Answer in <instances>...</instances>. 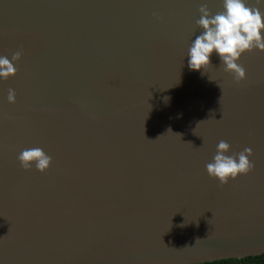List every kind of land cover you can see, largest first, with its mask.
<instances>
[{
    "label": "water",
    "instance_id": "1",
    "mask_svg": "<svg viewBox=\"0 0 264 264\" xmlns=\"http://www.w3.org/2000/svg\"><path fill=\"white\" fill-rule=\"evenodd\" d=\"M201 2L0 0V56L22 51L0 79V264L264 255V52L239 83L215 52L191 70ZM220 140L255 164L222 186L205 169ZM31 147L45 172L20 166Z\"/></svg>",
    "mask_w": 264,
    "mask_h": 264
},
{
    "label": "clouds",
    "instance_id": "2",
    "mask_svg": "<svg viewBox=\"0 0 264 264\" xmlns=\"http://www.w3.org/2000/svg\"><path fill=\"white\" fill-rule=\"evenodd\" d=\"M198 12L200 15L195 24L202 31L195 35V39L189 45L187 53L189 68L194 71L203 70L206 73L207 68L212 66L211 56L215 52L219 56L224 72L232 74L237 83L245 80L246 70L239 63L241 56L253 50L264 52V0H254L253 3L249 0H222V10L215 14L210 10L206 0H202ZM154 16L159 18L156 13ZM21 56L22 51L14 52L11 59L0 56V79L6 81L16 74L14 62L19 61ZM219 87L222 90V99L223 89L220 85ZM7 100L13 104L16 102L14 89H8ZM230 148L228 142L220 140L212 161L205 165L209 177L218 180L221 186L227 184L230 179H237L241 174L252 172L255 168L254 162L250 159L253 156L251 148L246 147L239 153L228 155ZM17 160L23 169L31 170L34 165L40 172H45L52 163V157L40 147L23 149Z\"/></svg>",
    "mask_w": 264,
    "mask_h": 264
},
{
    "label": "trees",
    "instance_id": "3",
    "mask_svg": "<svg viewBox=\"0 0 264 264\" xmlns=\"http://www.w3.org/2000/svg\"><path fill=\"white\" fill-rule=\"evenodd\" d=\"M204 264H264V255L255 256V257H247L243 259H230V260H222L215 261Z\"/></svg>",
    "mask_w": 264,
    "mask_h": 264
}]
</instances>
